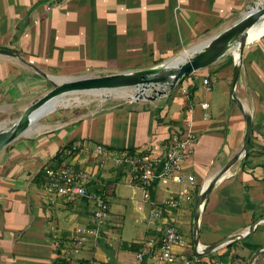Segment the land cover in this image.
Masks as SVG:
<instances>
[{
  "label": "crops",
  "instance_id": "crops-1",
  "mask_svg": "<svg viewBox=\"0 0 264 264\" xmlns=\"http://www.w3.org/2000/svg\"><path fill=\"white\" fill-rule=\"evenodd\" d=\"M255 1L0 0V50L15 55H0V130L12 125L5 128L2 122L20 117L52 89L28 64L47 75H54L50 70L55 69L57 75L66 77L96 69L111 71L102 76L149 69L230 27ZM234 63V53L227 54L183 78L170 95L155 101L126 107L88 105L50 113L5 147L0 152V264H56L62 260L75 228H94L89 200L68 203L46 191L44 169L60 165L97 172L91 190L106 199L117 196V187L130 189L137 220L147 226L142 239L124 227L122 230L121 225L113 227L107 222L99 235L88 239L74 263L152 264L147 257L140 262L137 252L122 245H142L143 249L148 239L158 236L156 229L169 223L190 239L185 240L184 253L189 258L196 256L192 220L197 198L241 149L245 132L243 115L231 98ZM203 80L209 82L210 91ZM182 87L188 95L195 89L190 105L180 91ZM235 93L253 122L249 157L242 158L215 183L202 205L199 252L244 233L264 218V34L244 49ZM202 103L209 105V119L203 118ZM186 118L197 139L194 153L182 168L183 173L193 176L192 186L172 184L171 188V183L158 181L142 194L125 170L113 164L106 168V162L104 168L95 169L97 146L157 158L173 135L183 133ZM184 188L189 192L188 201L164 212L156 225L146 222L152 207ZM118 193L125 194L123 190ZM121 209L110 215L109 206V216L116 221L124 219ZM118 230L126 237H135L125 243ZM248 237L231 242L236 245L226 258L231 243L206 256L197 255L198 264H242V258H248L249 263L255 253L252 249L264 247V221ZM253 264H264V252Z\"/></svg>",
  "mask_w": 264,
  "mask_h": 264
},
{
  "label": "water",
  "instance_id": "water-1",
  "mask_svg": "<svg viewBox=\"0 0 264 264\" xmlns=\"http://www.w3.org/2000/svg\"><path fill=\"white\" fill-rule=\"evenodd\" d=\"M264 19V0H256L242 15V17L230 27L219 34L209 38L205 42L189 49V54L182 61V53L172 57L152 68L126 73L112 74L101 77H70L59 78L61 82H53L51 76L43 73L36 66H28L40 77L46 79L52 86L47 93L32 105L28 106L22 115L6 130H0V152L13 141L29 132L35 123L42 117L52 113L56 109H50L53 101L63 99L64 96L77 93H99L103 100L108 99L104 94L114 90H133L132 96L127 101H155L170 95L177 84L183 78L188 77L198 70L209 67L227 54L237 51L238 57L234 56V73L232 77V101L241 112L245 122V132L241 149L225 164L221 171L205 186L196 201V210L192 220V236L195 251L199 248V211L211 193L215 183L236 163L245 157L247 147L253 132L251 116L246 112L242 103L237 99L235 89L241 70V62L244 49L248 44V32L256 27ZM0 55L14 57L15 55L6 50H0ZM50 105V106H49ZM76 106L77 104H73ZM48 106V107H47ZM59 108V107H58ZM264 218L255 221L241 234L226 238L225 240L206 247L198 255L206 256L215 249L231 243L235 240L246 239L254 230V227ZM264 252V247L255 251L248 264L254 261Z\"/></svg>",
  "mask_w": 264,
  "mask_h": 264
},
{
  "label": "built area",
  "instance_id": "built-area-1",
  "mask_svg": "<svg viewBox=\"0 0 264 264\" xmlns=\"http://www.w3.org/2000/svg\"><path fill=\"white\" fill-rule=\"evenodd\" d=\"M206 91H210L209 82L203 80ZM180 91L188 97L184 87ZM203 118L209 119L207 113L208 103L200 105ZM183 133L173 135L164 151L157 158H151L143 153H131L127 150H105L97 146L94 150V157L98 158L95 169L104 168L106 161H111L116 169H123L135 182V186L142 189L158 181L169 182L175 186H192L193 176L183 173L184 162L194 153L196 136L191 131V121L184 120ZM72 151H68L71 154ZM97 172L92 170L76 169L69 165L48 166L44 169V187L52 198H60L68 203L87 199L92 203V219L94 228H75L70 237L67 247L62 251V260L66 264L74 263V258L83 250L88 239L96 237L102 228L106 226L109 218V205L105 195L96 190H91ZM51 199V198H50ZM189 192L186 188L178 194L170 195L160 206H154L149 211L146 222L156 225L162 218L164 212L178 207L179 202L188 201ZM160 235L159 239L150 238L144 244L143 249L137 254L141 262L144 258H150L155 264H198L199 251L196 256L188 257L184 251L187 247L186 241L179 233L177 227L172 224H165L156 229ZM157 244L154 252L152 249ZM180 250L177 252L176 250ZM198 255V256H197ZM92 264V263H91Z\"/></svg>",
  "mask_w": 264,
  "mask_h": 264
},
{
  "label": "rangeland",
  "instance_id": "rangeland-1",
  "mask_svg": "<svg viewBox=\"0 0 264 264\" xmlns=\"http://www.w3.org/2000/svg\"><path fill=\"white\" fill-rule=\"evenodd\" d=\"M264 21V19L262 20ZM51 72L55 73L54 75H49L51 76V80L55 83H57L56 78H70V77H66V76H61V75H57L56 74V70L55 69H51ZM110 70L107 69H96V70H86L83 73H80L79 75H75L74 77H101L102 74H106V73H110ZM104 76V75H103ZM49 85H51L49 83ZM52 87V86H51ZM132 91L133 90H114V91H107L104 92V94H106V96H108V99L103 100V98L99 95V93H77V94H69L64 96L63 99H66L68 101V103H73L74 100H78L79 104L74 106L71 105L69 107H59L57 108L54 112H58L61 110H65V109H69V108H80V107H84V106H96V105H102L103 108L110 106H117V105H123L124 107L130 105L131 103L134 102H130L127 101V97L132 96ZM125 96V97H124ZM77 97V98H76ZM113 97V98H112ZM123 97V98H122ZM174 97V96H173ZM102 101V102H101ZM67 103V102H66ZM74 104V103H73ZM19 117L18 116H12L9 119H7L6 121L2 122L1 125L3 127H9L10 124H13ZM37 123V122H36ZM109 166H112L111 161H106V168H108ZM167 185H169V182H166ZM119 184L121 185V183L119 182ZM172 184H171V188H172ZM170 188V189H171ZM178 188H181V186H178ZM118 190H123L124 191V196L121 195V193H118ZM117 196H108L107 197V201L109 203L110 206V215L112 214H116V210L119 209V207H121L123 210L122 211V217L124 216V219L120 220V221H116L115 219L111 218V216H109L108 218V223L111 224L113 227L116 226V224H118L120 227H124V230L127 229L128 233H135L136 236H139L140 238H144L143 233L145 232L147 226L146 224L140 223L137 219L138 217L136 216V214L134 213L133 210V203L130 200L131 197V190L129 189H124V188H118L117 187ZM118 196H121L122 199H118ZM78 225V224H77ZM75 225V226H77ZM74 226V227H75ZM119 233L121 234V240L124 241L125 243H130L131 239L130 238H134L135 236H131V237H126V235L122 232L121 230H118ZM138 233H141L142 236ZM128 236V235H127ZM184 240L185 237L183 236ZM119 238H117L115 241H119ZM188 241L190 239H187ZM79 256V255H78ZM247 264L248 263V258H242V264ZM152 264H155L154 262H152Z\"/></svg>",
  "mask_w": 264,
  "mask_h": 264
},
{
  "label": "bare ground",
  "instance_id": "bare-ground-1",
  "mask_svg": "<svg viewBox=\"0 0 264 264\" xmlns=\"http://www.w3.org/2000/svg\"><path fill=\"white\" fill-rule=\"evenodd\" d=\"M262 34H264V21H261L256 27H254L253 29H251L248 32V42H254L258 37H260ZM191 49V48H190ZM189 54V49L185 52L182 53V56L180 58V60L182 61L185 57H187ZM234 56L235 58L238 57V53L237 51L234 52ZM63 79H59L56 78L57 82H61ZM106 95V94H105ZM125 97V96H124ZM77 98V97H76ZM113 98V97H112ZM123 98V97H122ZM125 99H129V98H125ZM67 102V103H66ZM102 102V101H101ZM74 104H79L78 100H74L73 102ZM73 103H68V101L66 99H58L53 101V106L50 107L51 110H53L54 108H58V107H69L71 105H73ZM50 106V105H49ZM123 106V105H122ZM48 107V106H47Z\"/></svg>",
  "mask_w": 264,
  "mask_h": 264
},
{
  "label": "trees",
  "instance_id": "trees-1",
  "mask_svg": "<svg viewBox=\"0 0 264 264\" xmlns=\"http://www.w3.org/2000/svg\"><path fill=\"white\" fill-rule=\"evenodd\" d=\"M26 25V21L24 22V25L23 26H25ZM21 28V27H20ZM21 30V29H20ZM19 30V31H20ZM17 37H18V34L17 35H15V40L17 39ZM194 90L195 89H192L190 92H189V95H188V103H189V105H190V101L192 100V96H193V93H194ZM250 148H251V142H249V144H248V147H247V152H246V155H245V157H244V159H247L248 157H249V150H250ZM131 153H134L133 151H130ZM59 154H57L56 155V157H55V159H56V161H57V163L56 164H58V163H60V160H59ZM159 237H160V235L158 234V236H156V237H154L155 238V241H157L158 239H159ZM249 239V237L245 240V241H247ZM241 242H243V241H241ZM243 243H246V242H243ZM235 245H236V243L234 242V243H231L230 245H228L227 246V252L225 253V255H224V257L226 258V257H228V255H229V252H230V250H231V248L232 247H235ZM123 247V249H125V250H129V251H132V252H137V254L141 251V249H142V245H130L129 247L127 246V245H122ZM156 247H157V244L154 246V248L152 249V251L154 252V250L156 249ZM259 249V247H254L253 249H252V252H255L256 250H258ZM56 264H66L65 263V261L64 260H58L57 261V263Z\"/></svg>",
  "mask_w": 264,
  "mask_h": 264
}]
</instances>
